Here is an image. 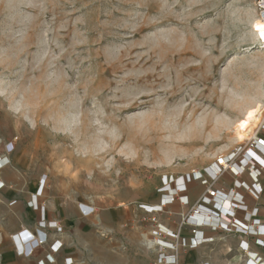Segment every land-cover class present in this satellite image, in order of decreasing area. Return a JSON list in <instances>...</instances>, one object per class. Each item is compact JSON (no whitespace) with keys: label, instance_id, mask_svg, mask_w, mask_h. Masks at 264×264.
<instances>
[{"label":"rangeland","instance_id":"374dc122","mask_svg":"<svg viewBox=\"0 0 264 264\" xmlns=\"http://www.w3.org/2000/svg\"><path fill=\"white\" fill-rule=\"evenodd\" d=\"M256 18L254 0H0V197L3 179L29 163L42 174L39 188L56 180L82 194L89 183L109 198L129 199L134 183L139 195L156 194L169 174L202 169L247 138L264 120V95L255 86L257 58H264ZM180 32L195 34L200 47L165 53L157 72L165 63L173 65L171 89L163 90L167 76L149 74L137 81L153 89L151 97L141 98L148 102L116 112L103 85L114 86L124 69L120 61H109V53L153 33H172L178 40ZM79 39L87 43L69 56L64 49ZM185 64L177 77L176 69ZM85 76L97 77L102 90L78 101L74 93L82 89L73 86ZM158 97L164 98L165 120L185 104L181 123L190 122L189 113L194 120L211 111L204 135L182 143L184 154L170 163L155 140L127 134L122 123L126 113ZM253 107L261 121L248 128L244 113ZM4 209L0 202V216ZM22 233L10 239L15 252L27 256Z\"/></svg>","mask_w":264,"mask_h":264},{"label":"crops","instance_id":"0c3cea01","mask_svg":"<svg viewBox=\"0 0 264 264\" xmlns=\"http://www.w3.org/2000/svg\"><path fill=\"white\" fill-rule=\"evenodd\" d=\"M203 168L210 172L217 170L214 159ZM203 168L199 170L202 171ZM189 172L191 171L171 173L177 177V183L186 186L182 194L189 203L183 206L179 201L173 200L156 213L164 232L177 230L181 214L187 212L189 205L205 190V186L198 181H188ZM41 175L29 163L3 179L6 185L0 197L1 204L5 206L4 213L0 216V221L3 222L0 223V264H254L252 259L255 255L264 259L261 253L264 248L259 246L253 235L214 232L204 228L193 237L189 232V225L181 228L179 245L172 248L174 239L167 233L157 237L153 233L149 214L141 207L159 204L164 196L160 192H148L141 196L139 187L131 183L129 199L117 198L118 195L109 198L106 192L103 194L92 190L88 183V191L75 194L63 184L59 185L56 180H49L39 188ZM238 179L247 185L254 181L252 175L247 173ZM233 180L234 177L229 173L220 178L221 183L230 186L233 185ZM258 183L262 187L258 198L259 214L263 215L264 176L258 177ZM239 190L249 206V194L245 189ZM238 197L237 195L236 198ZM13 200L15 202L9 205ZM229 201H232L231 195L218 200L215 206L206 203L204 206L205 209L216 210L218 216L213 213L209 215L215 222L226 223L228 218L224 212ZM78 203L85 210L79 208ZM243 213L239 212L238 215L242 217ZM204 215L200 218L201 221L207 219ZM19 231H23L22 238L24 234L30 237L27 242L24 241L27 243V256L16 253L10 239V236ZM39 233L48 236L42 245L32 241ZM212 236L214 240L209 241L208 238ZM154 237L158 241H154ZM54 245L58 247L54 248ZM240 246L247 247L252 256L243 254Z\"/></svg>","mask_w":264,"mask_h":264},{"label":"clouds","instance_id":"9594fccd","mask_svg":"<svg viewBox=\"0 0 264 264\" xmlns=\"http://www.w3.org/2000/svg\"><path fill=\"white\" fill-rule=\"evenodd\" d=\"M11 9V5H9ZM199 13H191V15H198ZM87 43L86 40H75L64 51L73 55L76 48ZM200 47V42L196 39L195 34L179 33V39H173L172 33H153L145 36L140 41H134L131 44L121 46L115 53H109V61H120V67L124 69L123 75H119L114 80V86L107 84L104 88H109L111 96L109 100L115 101L112 105L116 112H123V110L133 107L134 105L145 104L148 101L141 99L142 97H151L153 89L146 88L137 83L142 77L155 73L158 76H167L169 84L163 89L168 91L171 89V76L169 73L173 70V65L165 63L164 66L157 72V65L164 61L166 52H179L182 49H195ZM133 48L143 49L142 51L133 52ZM123 52L121 56L120 53ZM209 52L204 51L203 56H208ZM155 56L156 59L153 64L145 67L147 61ZM144 63H141V59ZM261 59V66L259 68V78L256 81V88L264 95V58ZM131 67H127L128 64ZM193 63L199 64L200 61ZM139 65V67H137ZM71 66V65H69ZM185 64L180 69H176L177 77L183 68L188 67ZM82 89V94L74 93L78 101H82L90 94H97L102 90V87L95 76H85L82 80H78L77 84L73 86ZM164 98L158 97L156 103L139 111L128 112L122 118L123 128L127 134L138 137L145 142L156 141L157 150L164 156L168 157L170 163L173 158L182 156L184 149L181 144L193 138L202 137L205 133V128L210 124L211 111L205 109L194 120L191 119L192 114L189 113L190 122H180V116L183 114V109L187 104L183 105L174 116L168 119H163Z\"/></svg>","mask_w":264,"mask_h":264},{"label":"built area","instance_id":"2783aa9c","mask_svg":"<svg viewBox=\"0 0 264 264\" xmlns=\"http://www.w3.org/2000/svg\"><path fill=\"white\" fill-rule=\"evenodd\" d=\"M254 5L257 9L259 20L264 23V0H254ZM214 163L217 170L213 172L208 171L206 168H203L202 171L193 169L189 172L190 178H188V181H198L199 184L205 186V190L194 203L189 205L187 212L181 214L182 218L180 225L177 230L173 232L163 231L159 225V217H157L156 213L162 211L164 206L168 203H172L173 200L179 201L183 206L188 205L189 201H187L186 197L182 194L186 186L183 183H177V177L171 174L163 179V186L157 189L161 195H164L160 199L161 202L156 204V206H141L146 213L149 214L148 218L152 223L153 233H155L157 237L165 233L169 234L172 239H174L171 247L177 248L181 238V228L185 225H189V232H191L193 237L197 236L201 229L208 228L214 232L226 231L227 233H238L244 236L253 235L254 238L256 237L255 239L258 241L259 246L264 248V213L263 215L259 214L260 202L258 199L262 192L261 184L258 183V177L264 176V120L259 123L258 127H256L247 138L237 142L230 149L220 151L215 157ZM225 173H229L234 177L232 186L220 182V178L223 177ZM244 173L252 175L254 181L251 185H247L238 179ZM239 189H245V192L249 194L251 199L249 206L245 203ZM168 192H171V195H168ZM227 195H231L232 199V201L228 202L224 212L228 218V222H215L209 215L213 213L215 216H218V213L216 210L211 211L205 209L204 204L215 206L218 200H224ZM235 195L239 197L236 198ZM83 207L84 206H82V210L84 209ZM216 208H218L217 204ZM239 212H244L242 217L238 215ZM203 215L207 216V219L201 221L200 218H202ZM26 236V234L23 235L24 239ZM47 237L48 236L39 233L32 238V241L34 244L42 245L46 242ZM157 237H154L153 240L158 241ZM208 239L209 241H213L214 237L212 236ZM241 249L244 254L250 255L247 251V247L244 246ZM252 260L254 264H263V260L258 255H255ZM174 264H176V262Z\"/></svg>","mask_w":264,"mask_h":264},{"label":"bare ground","instance_id":"6f19581e","mask_svg":"<svg viewBox=\"0 0 264 264\" xmlns=\"http://www.w3.org/2000/svg\"><path fill=\"white\" fill-rule=\"evenodd\" d=\"M254 29L256 33V41L259 42L261 48L264 47V23L259 20V18H256L253 21ZM182 57V56H181ZM140 81V80H139ZM244 120L246 121V127L248 128L252 127L254 124H257L261 121L260 119V112L257 108H249L244 113ZM245 130H243L240 134H238L240 139H243V135H245ZM148 244H153V242H148Z\"/></svg>","mask_w":264,"mask_h":264},{"label":"snow or ice","instance_id":"6c2138e0","mask_svg":"<svg viewBox=\"0 0 264 264\" xmlns=\"http://www.w3.org/2000/svg\"><path fill=\"white\" fill-rule=\"evenodd\" d=\"M29 239H30V237H27V236H26L25 240H29ZM53 247H54V248H55V247H58V245H54ZM48 259L51 260V257H48Z\"/></svg>","mask_w":264,"mask_h":264}]
</instances>
